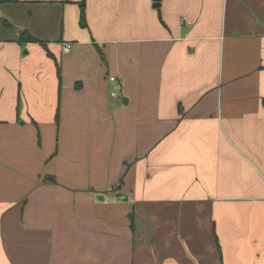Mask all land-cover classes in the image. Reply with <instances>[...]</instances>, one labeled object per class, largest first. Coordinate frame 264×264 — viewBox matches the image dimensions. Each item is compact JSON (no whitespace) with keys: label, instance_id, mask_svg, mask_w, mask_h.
<instances>
[{"label":"crops","instance_id":"crops-1","mask_svg":"<svg viewBox=\"0 0 264 264\" xmlns=\"http://www.w3.org/2000/svg\"><path fill=\"white\" fill-rule=\"evenodd\" d=\"M0 264H264V0H0Z\"/></svg>","mask_w":264,"mask_h":264},{"label":"built area","instance_id":"built-area-1","mask_svg":"<svg viewBox=\"0 0 264 264\" xmlns=\"http://www.w3.org/2000/svg\"><path fill=\"white\" fill-rule=\"evenodd\" d=\"M70 48H71V43H63L61 46L62 52H64V53L68 52L70 50ZM114 80H115V77L111 76L110 81H114ZM111 95L115 96V92H112Z\"/></svg>","mask_w":264,"mask_h":264},{"label":"trees","instance_id":"trees-1","mask_svg":"<svg viewBox=\"0 0 264 264\" xmlns=\"http://www.w3.org/2000/svg\"><path fill=\"white\" fill-rule=\"evenodd\" d=\"M80 14H81V22L83 23V19H84V13H83V8H84V3L81 2L80 5ZM26 40H33V38L31 36H27V37H23Z\"/></svg>","mask_w":264,"mask_h":264},{"label":"rangeland","instance_id":"rangeland-1","mask_svg":"<svg viewBox=\"0 0 264 264\" xmlns=\"http://www.w3.org/2000/svg\"><path fill=\"white\" fill-rule=\"evenodd\" d=\"M99 53V52H98Z\"/></svg>","mask_w":264,"mask_h":264}]
</instances>
